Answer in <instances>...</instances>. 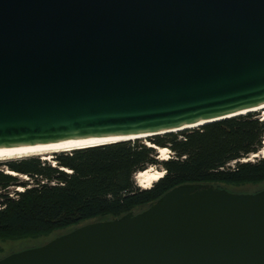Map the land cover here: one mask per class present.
<instances>
[{"label": "water", "instance_id": "obj_1", "mask_svg": "<svg viewBox=\"0 0 264 264\" xmlns=\"http://www.w3.org/2000/svg\"><path fill=\"white\" fill-rule=\"evenodd\" d=\"M263 104L264 0H0V149L147 138ZM0 264H264V187L179 184Z\"/></svg>", "mask_w": 264, "mask_h": 264}, {"label": "trees", "instance_id": "obj_2", "mask_svg": "<svg viewBox=\"0 0 264 264\" xmlns=\"http://www.w3.org/2000/svg\"><path fill=\"white\" fill-rule=\"evenodd\" d=\"M147 140L152 145L134 139L60 151L52 154V163L38 156L2 162L0 238L64 233L91 220L138 211L183 183L264 182V156L247 159L264 147V118L255 112ZM156 146L168 148L171 157L159 160ZM149 166H159L164 174L146 189L135 175ZM10 187L22 190L10 195Z\"/></svg>", "mask_w": 264, "mask_h": 264}, {"label": "bare ground", "instance_id": "obj_3", "mask_svg": "<svg viewBox=\"0 0 264 264\" xmlns=\"http://www.w3.org/2000/svg\"><path fill=\"white\" fill-rule=\"evenodd\" d=\"M263 110V116H264V104L261 106H258L257 108H254L253 111L256 110ZM146 137V136H140V138ZM123 138H112V139H106V140H84V141H78V142H70V143H47V144H41V145H32V146H22V147H14V148H6V149H0V161H6V160H12V159H18V158H24V157H31V156H39L41 159L45 160H52V154L60 151L68 150L70 151L72 148L83 146L82 148L87 147V145L97 144L101 142H109V141H115V140H121ZM134 139V138H133ZM264 142V141H263ZM147 145H152L148 141H146ZM157 154L158 158L165 160L169 157V149L166 147H157ZM255 155L264 156V147L259 153L252 154L249 158H252ZM246 160V159H244ZM9 172V171H8ZM14 173V172H11ZM164 174L163 170H158L154 168V166H149L145 170L139 171L135 175V179L137 181V184L141 186L142 188H149L152 186L155 181H157L159 178H161ZM19 191L22 190L21 187L17 188Z\"/></svg>", "mask_w": 264, "mask_h": 264}, {"label": "rangeland", "instance_id": "obj_4", "mask_svg": "<svg viewBox=\"0 0 264 264\" xmlns=\"http://www.w3.org/2000/svg\"><path fill=\"white\" fill-rule=\"evenodd\" d=\"M254 112L257 114L258 117L263 115V110H261V109L256 110ZM139 140L143 143H146V141H148L146 137L145 138L144 137L139 138ZM171 155H172V152H170V150H169V157H171ZM42 160H45V159H42ZM159 160H161V159H159ZM46 161L49 163L53 162L52 160H46ZM2 162H4V161H0V169L5 170L6 168L1 164ZM154 168H156L158 170H163L159 166H154ZM17 177L23 181L28 180V177L24 176V175H17ZM28 182H29V184H31V180H28ZM221 184H222V186L229 187L228 190H231L234 192H237V191L251 192V191L261 189L264 187V182L257 183V184H253V183H240V184H223V183H221ZM8 191H9L10 195H12V194H14L13 193L14 191H19V190L16 187H10ZM13 196H15V195H13ZM61 232H63V231H53V232H50L48 234H40V235H25V236L16 237V238H0V258L9 254L10 252H13V251H19V250H22L25 248L41 245V244L45 243L46 241L50 240L51 238L61 234Z\"/></svg>", "mask_w": 264, "mask_h": 264}, {"label": "built area", "instance_id": "obj_5", "mask_svg": "<svg viewBox=\"0 0 264 264\" xmlns=\"http://www.w3.org/2000/svg\"><path fill=\"white\" fill-rule=\"evenodd\" d=\"M263 118H264V116H263V115H261V116L259 117V119H260V120H262ZM170 152H171V151H170Z\"/></svg>", "mask_w": 264, "mask_h": 264}]
</instances>
